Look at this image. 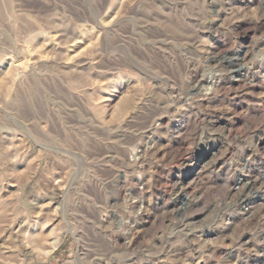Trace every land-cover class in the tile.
Instances as JSON below:
<instances>
[{
	"label": "rangeland",
	"instance_id": "obj_1",
	"mask_svg": "<svg viewBox=\"0 0 264 264\" xmlns=\"http://www.w3.org/2000/svg\"><path fill=\"white\" fill-rule=\"evenodd\" d=\"M0 264H264V0H0Z\"/></svg>",
	"mask_w": 264,
	"mask_h": 264
}]
</instances>
